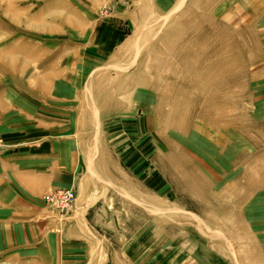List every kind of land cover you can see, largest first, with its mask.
I'll return each instance as SVG.
<instances>
[{
    "label": "rangeland",
    "instance_id": "rangeland-1",
    "mask_svg": "<svg viewBox=\"0 0 264 264\" xmlns=\"http://www.w3.org/2000/svg\"><path fill=\"white\" fill-rule=\"evenodd\" d=\"M67 136L8 212L3 155ZM0 264H264V0H0Z\"/></svg>",
    "mask_w": 264,
    "mask_h": 264
},
{
    "label": "crops",
    "instance_id": "crops-1",
    "mask_svg": "<svg viewBox=\"0 0 264 264\" xmlns=\"http://www.w3.org/2000/svg\"><path fill=\"white\" fill-rule=\"evenodd\" d=\"M74 149V141L70 136L61 140L47 137L25 144L18 151L4 154L2 178L4 187L9 191L4 194L2 203L8 207V212L16 211L15 206H31L34 204L33 198L43 189L69 187L75 178ZM73 223L83 225L80 217L78 220L74 218ZM72 237L75 236L72 234Z\"/></svg>",
    "mask_w": 264,
    "mask_h": 264
},
{
    "label": "built area",
    "instance_id": "built-area-1",
    "mask_svg": "<svg viewBox=\"0 0 264 264\" xmlns=\"http://www.w3.org/2000/svg\"><path fill=\"white\" fill-rule=\"evenodd\" d=\"M73 198L74 192L71 188L52 190L47 195V199L50 201L52 208L59 213L70 208Z\"/></svg>",
    "mask_w": 264,
    "mask_h": 264
}]
</instances>
